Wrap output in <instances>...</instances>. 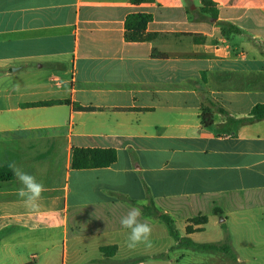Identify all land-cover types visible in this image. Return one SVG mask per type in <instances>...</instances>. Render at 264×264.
Returning a JSON list of instances; mask_svg holds the SVG:
<instances>
[{"label": "crops", "instance_id": "1", "mask_svg": "<svg viewBox=\"0 0 264 264\" xmlns=\"http://www.w3.org/2000/svg\"><path fill=\"white\" fill-rule=\"evenodd\" d=\"M203 1L0 0V168L15 162L47 189L34 216L13 172L0 181V250L15 264H58L56 249L15 251L55 243L63 264H233L185 238L226 242L238 264H264V237L251 229L254 210L264 211V119L249 120L264 104V0H208L210 13ZM133 14L152 15L153 40L126 41ZM220 22L241 32L223 36ZM64 100L95 110L23 107ZM74 148L115 149L117 162L73 170ZM150 201L158 216L178 214V237L170 227L160 236L164 223L143 210L152 248L109 237L128 234L120 218ZM199 215L208 223L187 235ZM214 217L226 237L200 242ZM107 246L116 253L105 256Z\"/></svg>", "mask_w": 264, "mask_h": 264}, {"label": "trees", "instance_id": "2", "mask_svg": "<svg viewBox=\"0 0 264 264\" xmlns=\"http://www.w3.org/2000/svg\"><path fill=\"white\" fill-rule=\"evenodd\" d=\"M152 0H132L133 4H141L144 2H149ZM210 1L204 0L203 4L205 7L202 9L204 13H210L207 9L206 5H208ZM211 15L214 19H216L215 14L211 11ZM153 17L150 14H133L127 17L125 22V39L128 42H147L153 40L157 35L148 33L147 28L148 24L152 21ZM219 26L221 28V32L223 36H230L231 34L241 32L235 25L227 22H220ZM196 39V37H195ZM196 41V40H195ZM69 105L74 107L77 111L82 112H91L94 111V108L81 107L78 104L73 103L71 100L64 101H47V102H38V103H30L23 105L24 108H37V107H50L55 105ZM212 106H214L213 102H210ZM221 113H225L224 109L219 108ZM251 118L249 120H263L264 119V104L257 105L251 112ZM203 125L206 128H209L213 124V115L209 112H205L202 115ZM117 162V151L115 149H101V148H74L72 151V169L73 170H88V169H102L108 168L114 163ZM12 178V171L8 166H4L0 168V181L10 180ZM143 213L146 216L157 218L161 222L167 224L171 229L173 234L176 236V231L174 229V222L172 218L166 214L158 216L159 211L156 209L154 203L152 201L149 202L148 205H144L142 207ZM214 215H220L221 212L219 209H215L213 211ZM209 217L206 215H199L195 218L188 220V226L186 228L187 235H191L195 232H201L202 228L195 229V226H204L208 223ZM2 237H0L1 241ZM183 242L187 248L198 252H223L229 255L230 260L233 264L237 263V256L234 253L231 246L224 242L221 244L210 243V244H197L193 242L190 238L183 239ZM117 251V246H107L102 247L101 252L105 256H110ZM26 264H35L34 262H29Z\"/></svg>", "mask_w": 264, "mask_h": 264}, {"label": "clouds", "instance_id": "3", "mask_svg": "<svg viewBox=\"0 0 264 264\" xmlns=\"http://www.w3.org/2000/svg\"><path fill=\"white\" fill-rule=\"evenodd\" d=\"M19 89V85H17ZM8 167L12 170L18 183L21 185L17 190L23 207L34 216H39L42 212L43 194L47 190L45 185L38 181L36 176L26 172L15 162ZM142 207L132 206L127 213L120 218V225L128 232L126 246L129 249H136L138 246L152 248V226L147 221L141 220Z\"/></svg>", "mask_w": 264, "mask_h": 264}, {"label": "rangeland", "instance_id": "4", "mask_svg": "<svg viewBox=\"0 0 264 264\" xmlns=\"http://www.w3.org/2000/svg\"><path fill=\"white\" fill-rule=\"evenodd\" d=\"M254 213L256 214V218L254 220L255 226H251L252 227L251 229H254V231L252 230L251 231L254 233V237H264V216H263L264 211L260 209H255ZM169 214L176 221L177 229L182 231V227L184 223L180 221V219L178 218V214L177 213H169ZM220 222H221V218H216V217L212 218V221L210 222V224L206 226V232L200 235L199 241L200 242H215L218 240H223V238L226 237L227 235L226 227H222ZM72 227H73V230H75L74 225ZM159 228L163 230L162 232H164L162 233L158 229L160 236H165L170 233V228L165 223L160 224ZM127 236L128 234H123V235L113 234L112 236H109V237H127ZM44 248L56 249L58 253V264H63V249L64 248H63L62 243H60L58 246H56V243L50 246L23 245L20 247L19 246L16 247L15 251L18 255H20V257L27 258L32 252L36 254H40V251ZM75 248L76 247H74V243L70 241L69 249L73 250ZM16 262H19V261L10 259V256L6 250L5 251L0 250V264H15ZM39 264H44V263L40 262Z\"/></svg>", "mask_w": 264, "mask_h": 264}]
</instances>
